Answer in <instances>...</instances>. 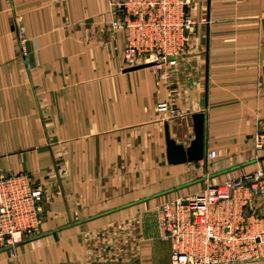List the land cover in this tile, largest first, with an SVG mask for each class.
I'll return each mask as SVG.
<instances>
[{
  "label": "crops",
  "instance_id": "1",
  "mask_svg": "<svg viewBox=\"0 0 264 264\" xmlns=\"http://www.w3.org/2000/svg\"><path fill=\"white\" fill-rule=\"evenodd\" d=\"M117 3L0 0V175H30L46 211L0 264H172L159 205L264 168V0H189L185 52L131 71ZM202 111L204 159L170 163L166 122L188 145Z\"/></svg>",
  "mask_w": 264,
  "mask_h": 264
},
{
  "label": "built area",
  "instance_id": "2",
  "mask_svg": "<svg viewBox=\"0 0 264 264\" xmlns=\"http://www.w3.org/2000/svg\"><path fill=\"white\" fill-rule=\"evenodd\" d=\"M189 0H118L112 26L127 34L125 67L175 63L188 46L195 20ZM157 110L180 115L168 101ZM264 148V133L255 138ZM217 156L212 150L207 156ZM172 264H249L264 261V168L208 184L196 195L157 208ZM45 191L25 173L0 175V250L13 253L39 235Z\"/></svg>",
  "mask_w": 264,
  "mask_h": 264
},
{
  "label": "water",
  "instance_id": "3",
  "mask_svg": "<svg viewBox=\"0 0 264 264\" xmlns=\"http://www.w3.org/2000/svg\"><path fill=\"white\" fill-rule=\"evenodd\" d=\"M152 64H142L130 67L127 70H136L139 68L147 67ZM203 107L207 106V99L201 101ZM193 134L188 138L189 144L185 145L178 142L171 136L168 122L165 124V137L167 145V158L172 164H179L185 162H196L204 159L205 156V113L197 112L191 115Z\"/></svg>",
  "mask_w": 264,
  "mask_h": 264
},
{
  "label": "rangeland",
  "instance_id": "4",
  "mask_svg": "<svg viewBox=\"0 0 264 264\" xmlns=\"http://www.w3.org/2000/svg\"><path fill=\"white\" fill-rule=\"evenodd\" d=\"M150 64H152V63H150Z\"/></svg>",
  "mask_w": 264,
  "mask_h": 264
}]
</instances>
